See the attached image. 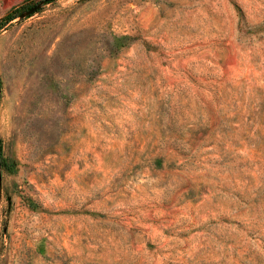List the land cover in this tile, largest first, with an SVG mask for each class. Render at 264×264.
I'll return each instance as SVG.
<instances>
[{
	"label": "rangeland",
	"instance_id": "rangeland-1",
	"mask_svg": "<svg viewBox=\"0 0 264 264\" xmlns=\"http://www.w3.org/2000/svg\"><path fill=\"white\" fill-rule=\"evenodd\" d=\"M0 148V264H264V0H0Z\"/></svg>",
	"mask_w": 264,
	"mask_h": 264
},
{
	"label": "trees",
	"instance_id": "trees-1",
	"mask_svg": "<svg viewBox=\"0 0 264 264\" xmlns=\"http://www.w3.org/2000/svg\"><path fill=\"white\" fill-rule=\"evenodd\" d=\"M44 3H47V2H51V1H53V0H42ZM33 6H35V4L34 5H32V6H26V7H14V8H12L7 14H6V16H4V19L5 20H11L12 18H14L16 15H20L21 14V12H23V9H25V10H28V9H30V8H32ZM37 10H35L34 12H36ZM34 12H32L31 14H29V15H27L26 17H28V16H30V15H32ZM1 149V148H0ZM0 163L2 164L3 162H2V158H1V156H0Z\"/></svg>",
	"mask_w": 264,
	"mask_h": 264
},
{
	"label": "water",
	"instance_id": "water-1",
	"mask_svg": "<svg viewBox=\"0 0 264 264\" xmlns=\"http://www.w3.org/2000/svg\"><path fill=\"white\" fill-rule=\"evenodd\" d=\"M39 5L33 6L29 10H27L25 13L21 14L20 16L23 17L25 14H30L31 12L35 11L38 8ZM1 177V175H0Z\"/></svg>",
	"mask_w": 264,
	"mask_h": 264
}]
</instances>
